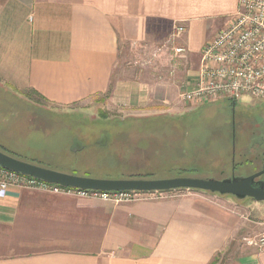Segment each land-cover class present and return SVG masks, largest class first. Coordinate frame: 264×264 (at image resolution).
Here are the masks:
<instances>
[{"label":"crops","instance_id":"1","mask_svg":"<svg viewBox=\"0 0 264 264\" xmlns=\"http://www.w3.org/2000/svg\"><path fill=\"white\" fill-rule=\"evenodd\" d=\"M237 4L0 0V83L58 108L94 99L102 110L153 114L178 104L202 47ZM174 24L185 26L176 41L188 49L185 63L174 62L172 47L170 59L165 53ZM123 58L132 67L116 71ZM192 61L195 70L186 72ZM160 66L167 77L150 75ZM170 193L115 204L10 187L0 195V264H264V250L238 239L244 224L226 201L200 191Z\"/></svg>","mask_w":264,"mask_h":264},{"label":"rangeland","instance_id":"2","mask_svg":"<svg viewBox=\"0 0 264 264\" xmlns=\"http://www.w3.org/2000/svg\"><path fill=\"white\" fill-rule=\"evenodd\" d=\"M164 44L171 58L172 45ZM130 64L123 58L116 71L126 72ZM160 67L149 74L167 77L166 66ZM183 67L186 72L195 70V62ZM262 104L248 97L234 105L226 99L200 106H184L176 100L153 114L137 116L102 110L94 99L58 108L31 91H15L0 83V151L49 170L93 179H222L230 174L233 135L235 151L244 150L253 110ZM74 142L80 144L79 150L72 148ZM207 194L226 201L244 224L238 239L261 231L264 202ZM169 196L173 194L164 195Z\"/></svg>","mask_w":264,"mask_h":264},{"label":"built area","instance_id":"3","mask_svg":"<svg viewBox=\"0 0 264 264\" xmlns=\"http://www.w3.org/2000/svg\"><path fill=\"white\" fill-rule=\"evenodd\" d=\"M183 24H174L168 43L173 60L185 63L188 49L176 41L184 34ZM190 81V80H189ZM188 87L181 90L178 103L200 106L226 99L239 102L243 97L264 103V0H238L236 13L200 52L199 65ZM10 187L63 193L120 204L164 198L165 193L93 192L45 184L0 168V195ZM258 234L241 238L249 247L264 250V221Z\"/></svg>","mask_w":264,"mask_h":264},{"label":"water","instance_id":"4","mask_svg":"<svg viewBox=\"0 0 264 264\" xmlns=\"http://www.w3.org/2000/svg\"><path fill=\"white\" fill-rule=\"evenodd\" d=\"M104 140L100 142L102 145ZM72 148L79 150L74 142ZM71 148V149H72ZM0 168L61 188L93 192H141L168 193L179 190H193L220 196H232L237 200L252 198L264 202V189L257 188L253 179L264 174V169L251 177H234L223 180L178 177L167 180H105L60 173L34 164L23 162L0 151Z\"/></svg>","mask_w":264,"mask_h":264},{"label":"flooded vegetation","instance_id":"5","mask_svg":"<svg viewBox=\"0 0 264 264\" xmlns=\"http://www.w3.org/2000/svg\"><path fill=\"white\" fill-rule=\"evenodd\" d=\"M254 120H252L251 129L247 132V142L244 150L239 152L235 151L237 141L233 135L232 142V155L230 159V174L226 178L215 179L223 180L234 177L248 178L260 173L264 169V105L253 110ZM242 169L248 170L245 174L242 173ZM224 171H222L223 175ZM223 177V176H222ZM253 182L257 188L264 189V174L259 175L253 179ZM246 199V198H245ZM253 200L252 198H248ZM254 201V200H253ZM255 202V201H254ZM261 203V202H260Z\"/></svg>","mask_w":264,"mask_h":264},{"label":"trees","instance_id":"6","mask_svg":"<svg viewBox=\"0 0 264 264\" xmlns=\"http://www.w3.org/2000/svg\"><path fill=\"white\" fill-rule=\"evenodd\" d=\"M232 104L234 105L235 103L234 102H232ZM216 262V261H215ZM212 264H215V263H212Z\"/></svg>","mask_w":264,"mask_h":264}]
</instances>
